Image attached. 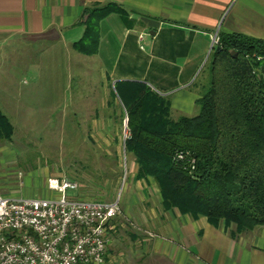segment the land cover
<instances>
[{
  "label": "crops",
  "instance_id": "obj_1",
  "mask_svg": "<svg viewBox=\"0 0 264 264\" xmlns=\"http://www.w3.org/2000/svg\"><path fill=\"white\" fill-rule=\"evenodd\" d=\"M109 4L123 12L100 21L96 53H81L75 44L85 35L90 13ZM144 17L160 22L155 34ZM219 32L264 40V0H0V56L7 46L27 39L71 51L78 74L97 80L107 92L103 103L99 94L93 112L99 131L111 125V115L126 113L116 88L120 85L127 93L125 85L133 82L167 97L174 119L197 115V101L211 82L212 38ZM146 183L159 192L153 178ZM157 207V215L151 210L141 221L144 232L129 234L132 250L139 238L141 246L136 254L127 252L124 260L115 242L124 238L113 225L105 264H264V226L237 237L204 215Z\"/></svg>",
  "mask_w": 264,
  "mask_h": 264
},
{
  "label": "trees",
  "instance_id": "obj_2",
  "mask_svg": "<svg viewBox=\"0 0 264 264\" xmlns=\"http://www.w3.org/2000/svg\"><path fill=\"white\" fill-rule=\"evenodd\" d=\"M113 12L123 10L109 4L90 13L78 51L97 52L100 21ZM218 35L197 115L174 119L170 100L142 83L116 90L129 119L124 147L137 164L136 178L157 182L164 210L204 215L215 226L235 224L233 234H240L264 226V64L255 56H264V40ZM14 132L0 109V140Z\"/></svg>",
  "mask_w": 264,
  "mask_h": 264
},
{
  "label": "rangeland",
  "instance_id": "obj_3",
  "mask_svg": "<svg viewBox=\"0 0 264 264\" xmlns=\"http://www.w3.org/2000/svg\"><path fill=\"white\" fill-rule=\"evenodd\" d=\"M70 53L27 39L7 46L0 56V105L15 127L11 140H0V193L53 197L58 194L49 190L48 179L65 176L78 183L75 196L119 200L121 213L109 233L118 225L124 241L117 238L116 252L124 260L127 252L139 251L141 239L133 251L129 234L144 232L141 221L161 208L160 191L146 188L147 179L136 178L137 164L124 147L130 136L126 113L111 115L106 130L95 129L98 96L103 103L107 92L97 80L78 74L81 70ZM226 228L237 230L235 224Z\"/></svg>",
  "mask_w": 264,
  "mask_h": 264
},
{
  "label": "built area",
  "instance_id": "obj_4",
  "mask_svg": "<svg viewBox=\"0 0 264 264\" xmlns=\"http://www.w3.org/2000/svg\"><path fill=\"white\" fill-rule=\"evenodd\" d=\"M218 44L215 34L211 49ZM255 56L264 64V56ZM184 158L177 154L178 160ZM47 185L58 195L14 198L0 193V264H105L120 201L75 196L79 185L65 176L50 177Z\"/></svg>",
  "mask_w": 264,
  "mask_h": 264
},
{
  "label": "water",
  "instance_id": "obj_5",
  "mask_svg": "<svg viewBox=\"0 0 264 264\" xmlns=\"http://www.w3.org/2000/svg\"><path fill=\"white\" fill-rule=\"evenodd\" d=\"M143 20L146 21L152 27L151 33L155 34L156 33L155 29L157 27H159L160 22L156 21V20H153V19H150V18H146V17H144ZM216 48H218V46Z\"/></svg>",
  "mask_w": 264,
  "mask_h": 264
}]
</instances>
